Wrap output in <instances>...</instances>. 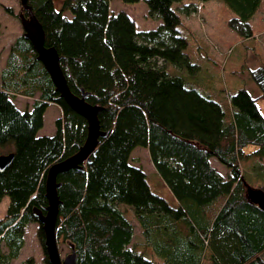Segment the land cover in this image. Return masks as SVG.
<instances>
[{
    "label": "trees",
    "instance_id": "trees-1",
    "mask_svg": "<svg viewBox=\"0 0 264 264\" xmlns=\"http://www.w3.org/2000/svg\"><path fill=\"white\" fill-rule=\"evenodd\" d=\"M26 1L44 31V46L61 59L71 93L79 97L83 91L86 102L101 109L99 129L107 134L82 172L70 170L56 180L61 205L55 237L74 247L76 264H264V212L247 199L248 187L264 193V115L258 107L264 66L249 71L260 98L240 89L224 105L168 73V65L193 74L200 69L188 55L195 37L172 9L183 0H144L148 16L161 21L149 31L139 30L124 12L111 13V0H62L59 11L52 0ZM220 1L235 16L228 28L244 41L253 39L251 21L264 0ZM4 10L19 20L12 9ZM181 11L191 16L197 7ZM204 54L200 59L208 60ZM0 81V157L13 154L0 171V203L8 199L0 219V264H12L26 229L37 223L33 210L45 214L48 170L84 145L87 122L58 98L22 35ZM16 97L32 99V108L19 111ZM49 105L60 109V117L52 136H39ZM136 149L147 151L169 201L152 191L132 162ZM212 158L229 171L227 180L210 166ZM128 209L148 255L130 248ZM37 238L48 264L40 225Z\"/></svg>",
    "mask_w": 264,
    "mask_h": 264
},
{
    "label": "rangeland",
    "instance_id": "rangeland-1",
    "mask_svg": "<svg viewBox=\"0 0 264 264\" xmlns=\"http://www.w3.org/2000/svg\"><path fill=\"white\" fill-rule=\"evenodd\" d=\"M52 1L55 9L59 11L62 0ZM16 2V13L19 15L21 6L18 0ZM187 5L197 7L194 16L183 15L181 9ZM172 9L195 37V40L190 41L188 55L191 57L190 62L192 64L199 62L200 69L198 68L199 70L193 74L187 70H179L168 65L170 76L181 77L188 86L198 89L203 94L211 96L212 99L224 105L227 103L229 95L237 93L240 89L247 90L252 97L260 98L261 93L250 79L249 71L255 66H264V7L252 19L251 27L254 37L247 41H244L228 28L227 22L235 16L220 0H210L201 5L198 0H183L180 3H174ZM110 12L113 14L126 13L134 19L138 29L142 31L154 30L161 24L159 19L148 16L144 0H140L139 3L133 5H124L120 0H111ZM18 34H23L21 27ZM198 47L204 52L201 53ZM205 52L212 60L210 58L208 60L200 59L199 56L204 57ZM197 59L200 61H197ZM258 107L264 115V100L258 102ZM55 109V107H51L45 115L44 126L41 130L42 136H52L55 132V116H53ZM131 159L147 175L152 191L169 201L168 191L158 179L147 151L136 149L132 153ZM7 206L8 199L4 198L0 203V219L5 216ZM126 212L134 227V238L130 248L148 255L144 247L141 230L134 220L132 212L129 209ZM38 226L37 223L28 226L25 231L24 247L19 258L14 260L12 264H21L27 259H33L35 264H45L42 247L37 238ZM58 250L62 259L70 253L66 243H58Z\"/></svg>",
    "mask_w": 264,
    "mask_h": 264
},
{
    "label": "water",
    "instance_id": "water-1",
    "mask_svg": "<svg viewBox=\"0 0 264 264\" xmlns=\"http://www.w3.org/2000/svg\"><path fill=\"white\" fill-rule=\"evenodd\" d=\"M18 1L21 6V11L27 13V16L23 13L19 14V21L23 29V38L29 41L36 52L37 61L43 65L45 71L49 75L55 88V92L59 94L58 98L63 99L73 112L83 117L87 122V137L84 145L80 147L78 152L72 157L52 166L46 174L45 197L48 206L45 209V214L36 209L33 210V216L44 233V249L48 264H76V252L74 247H70V253L64 259L60 257L58 250V243L55 237V227L61 203L57 195V190L60 188V185L57 184L56 180L58 175L70 170L82 172L81 165L84 162L88 164L91 163L90 158L96 153L99 138H104L107 134L102 133L99 129L98 114L101 109L90 106L86 102L88 95L83 91H81L79 97L71 93L60 69V57L54 49L46 48L44 46V31L34 17L31 9L28 7L27 1ZM12 160L13 154L0 157V171L5 170ZM247 199L251 204L264 212V193L262 191L248 187Z\"/></svg>",
    "mask_w": 264,
    "mask_h": 264
},
{
    "label": "crops",
    "instance_id": "crops-1",
    "mask_svg": "<svg viewBox=\"0 0 264 264\" xmlns=\"http://www.w3.org/2000/svg\"><path fill=\"white\" fill-rule=\"evenodd\" d=\"M16 3H17L16 0H0V74L5 67L11 46L14 44L15 40L21 36L20 34H18L21 27V24H19L20 22L16 18L8 15L4 10V8H10L14 12V14L17 15L16 13L17 9L15 6ZM192 16H194V14L191 15V17ZM260 67H262V65ZM257 68L259 67L255 66L252 68V70ZM0 90H1V81H0ZM14 104L19 111H26L32 108L33 100L24 97H16L14 99ZM51 107L56 108L53 111L54 114L53 116H55V120H56L60 117V113H61L60 109L56 105H49L47 111ZM47 111L45 115L47 114ZM45 115H44V121H45ZM38 134L39 136H42L41 131ZM209 162H210V166L214 168L217 171V173L220 174L225 180H227V178L229 177V171L214 158L210 159ZM260 258L264 263V251L260 255Z\"/></svg>",
    "mask_w": 264,
    "mask_h": 264
}]
</instances>
